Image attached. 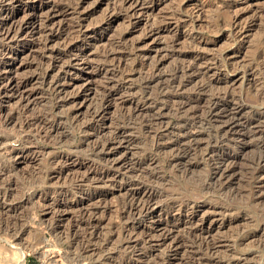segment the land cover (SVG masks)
<instances>
[{"label": "rangeland", "instance_id": "1", "mask_svg": "<svg viewBox=\"0 0 264 264\" xmlns=\"http://www.w3.org/2000/svg\"><path fill=\"white\" fill-rule=\"evenodd\" d=\"M0 27V264H264L259 144L218 132L207 100L192 126L183 101L230 90L264 115V70L241 72L264 0H0ZM210 146L234 161L224 185ZM143 186L155 199L130 216Z\"/></svg>", "mask_w": 264, "mask_h": 264}, {"label": "bare ground", "instance_id": "2", "mask_svg": "<svg viewBox=\"0 0 264 264\" xmlns=\"http://www.w3.org/2000/svg\"><path fill=\"white\" fill-rule=\"evenodd\" d=\"M10 18V17H9ZM8 18V20H9ZM10 21V20H9ZM8 21V22H9ZM14 27V26H13ZM13 27L9 26H5V29L3 31V36L7 37V36H11L10 33L13 31ZM18 28V27H17ZM1 29V27H0ZM15 29V28H14ZM20 29V28H19ZM3 30V29H1ZM17 30V29H16ZM2 32V31H1ZM13 33V32H12ZM2 38V37H1ZM252 55V54H251ZM248 61V60H247ZM197 64L192 62L191 64H188L186 66L182 65H177L180 67V70H192L194 68V66H196ZM254 67H256L257 69H262L264 70V48H257V51H255V53L253 54L251 60L249 61L248 65L246 67H244L242 69V74L245 73H250L253 75V73L255 72ZM174 69V71L176 70ZM259 69L257 71H259ZM181 72V71H180ZM176 74V73H175ZM173 76V75H172ZM177 76V75H176ZM174 77L173 79L169 80L170 84H173L177 81V77ZM142 79V78H141ZM165 79V78H164ZM168 79V78H167ZM261 84L264 85V76H262L261 78ZM180 80V79H179ZM144 81V80H143ZM152 81H160V77L159 76H149L145 79L146 83H150ZM162 81V80H161ZM45 83H51L50 81H47L46 78L44 79ZM177 83V82H176ZM175 83V84H176ZM52 84V83H51ZM151 84H154V82H152ZM164 84V83H163ZM150 85V84H149ZM158 85V84H157ZM162 85V84H161ZM160 85V86H161ZM166 85V84H165ZM163 86V85H162ZM167 86V85H166ZM159 87V86H158ZM169 87V86H167ZM165 88V87H164ZM158 89V88H157ZM160 89V88H159ZM164 90V89H163ZM258 90V89H256ZM261 90V89H260ZM262 90H264V87H262ZM159 91V90H158ZM230 91V90H229ZM229 91H224L223 94H219L220 98H224L221 103H220V99L219 97L217 98V96L212 97V95L208 96H202V95H196L195 97H192L191 99L195 102L194 105L191 99H186L183 100L186 102V104L191 108L193 107L188 114H190V116H192V120H196L195 119V115L196 112H198V110L200 111V105H198L200 102L202 103L203 100H207L206 101V105L205 109L203 110V119H205V121L209 122L211 120H215L218 123H215V126L218 130V132H220L221 134L224 135V137L228 136L233 138L234 137V133L237 132L239 127H242V131L241 134H239L238 136L242 137L243 139L246 137L249 138H254L256 139L257 144H259V155L258 156H254V160L251 161L252 164L249 163L250 168L248 167V169L246 171H248L247 175L249 178H253L256 175H264V119H262V116L264 115H259L256 118H249L244 116L243 112L245 111V109L247 108V103L239 100L236 102H232V99L230 98V96L232 95ZM167 93V92H166ZM262 94V96H260V99L262 97V100H264V92H260ZM158 94V93H157ZM198 94V93H197ZM204 95V94H203ZM166 96H169L168 94ZM162 97V96H161ZM160 97V98H161ZM232 97V96H231ZM236 97V96H235ZM165 98V97H164ZM206 98V99H205ZM228 98H230V100H228ZM163 99V98H162ZM166 99V98H165ZM173 99V98H172ZM248 99V98H246ZM236 100V98H235ZM261 100V102H262ZM161 101V100H160ZM250 102V100H249ZM253 102V101H252ZM180 103V102H179ZM183 103V102H182ZM252 104V103H251ZM254 104V103H253ZM180 105V104H179ZM187 105L184 108V111L187 109ZM173 106V105H172ZM184 107V105H182ZM202 106V105H201ZM254 106H258V105H254ZM261 107V106H258ZM257 107V108H258ZM100 109V106L97 107V109L94 112H98ZM256 109V108H255ZM189 110V109H188ZM201 114V113H200ZM200 114H198V116H200ZM246 115V114H245ZM152 117V116H151ZM197 118V117H196ZM39 119V118H38ZM58 119V118H57ZM60 119V118H59ZM200 119V118H199ZM203 119L200 120H196V121H191L192 126L198 124H201L203 126ZM37 120V119H36ZM149 120V119H148ZM147 120V121H148ZM39 121V120H38ZM60 121V120H59ZM153 120H151L152 122ZM204 121V122H205ZM35 122V121H33ZM57 122V121H56ZM150 122V123H151ZM155 122V121H154ZM153 122V123H154ZM188 122V121H187ZM213 122V121H212ZM214 124V123H213ZM185 125V124H184ZM189 125V124H188ZM206 125V124H205ZM53 127L54 130H56L58 128V126H60L58 123L56 125H51ZM191 126V125H190ZM197 127V126H196ZM211 127V126H210ZM214 127V126H213ZM206 130V129H205ZM212 130V128H211ZM215 130V129H214ZM208 131V130H207ZM211 132V131H210ZM217 132V133H218ZM214 133V132H212ZM211 135V134H210ZM217 135V134H216ZM214 136V135H212ZM220 137V136H219ZM222 137V136H221ZM237 137V136H235ZM208 138V137H207ZM212 139V138H210ZM219 139V138H218ZM229 139V138H228ZM218 141V140H217ZM214 142V141H212ZM231 142V141H230ZM211 143V142H210ZM222 143V142H221ZM229 143V142H228ZM108 142H104L103 144H101V147H105L108 146L107 145ZM214 144V143H213ZM227 144V143H226ZM207 145V144H206ZM230 145V144H228ZM234 145V143H233ZM236 146V144H235ZM191 147V146H190ZM221 147V146H220ZM219 147V148H220ZM223 147V146H222ZM226 147V146H225ZM97 148V147H96ZM179 148V147H178ZM192 148V147H191ZM236 148V147H234ZM103 149V148H102ZM222 149V148H221ZM96 150V149H95ZM98 150V149H97ZM189 150V148H188ZM187 149L182 150V153L179 151L178 153L175 152V155L173 156L174 160H179V159H186L189 156V152ZM204 150V149H202ZM258 150V149H257ZM207 153H213L214 151L216 152V155H218V148L214 147V146H210L209 148L206 149ZM223 151V150H222ZM225 151V150H224ZM214 152V153H215ZM224 153V152H223ZM223 153H219L218 157L215 158L216 162L215 165H213L214 167L212 168L211 171V179L213 181L218 182L219 184H223L226 182H229L232 179V176L234 173H232V170L234 169L233 165L234 161L232 162V160L229 162L226 157L224 155H222ZM214 155V154H213ZM257 155V154H256ZM171 156V155H170ZM207 156V155H206ZM210 157V156H209ZM253 158V157H252ZM251 158V159H252ZM208 159V158H207ZM115 161V160H114ZM236 162V161H235ZM244 170V171H245ZM245 173V172H244ZM246 174V173H245ZM105 175V174H104ZM210 178V177H209ZM249 182V181H248ZM216 183V184H218ZM252 186L251 189L253 190L254 188L256 190H253V194L255 195L258 191H260L262 188H264V181H253L251 182ZM224 185V184H223ZM248 185V184H247ZM246 187V186H245ZM250 188V187H249ZM141 191V189H140ZM155 191H152L151 189H147L143 186V192L139 195L136 196H132L131 198V202L129 201L128 206L126 207V212L128 214H130V216L135 214H141L147 210H149V207H151L150 205V201L152 203V199H155ZM247 192V191H246ZM156 193V192H155ZM170 194V193H169ZM181 196V195H180ZM172 198V197H171ZM176 200V199H175ZM178 200V199H177ZM181 201V200H180ZM187 201V200H184ZM179 203V202H178ZM170 204V203H169ZM176 204V203H175ZM166 205V204H165ZM127 217V216H126ZM133 218V217H132ZM202 245V244H201ZM19 255V260H20V264H26L24 261V253L22 251L18 252ZM79 257V256H78Z\"/></svg>", "mask_w": 264, "mask_h": 264}]
</instances>
